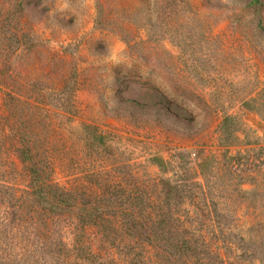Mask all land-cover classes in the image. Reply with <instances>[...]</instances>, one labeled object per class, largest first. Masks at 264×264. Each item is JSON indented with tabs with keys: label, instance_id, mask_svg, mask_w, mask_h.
Listing matches in <instances>:
<instances>
[{
	"label": "rangeland",
	"instance_id": "rangeland-1",
	"mask_svg": "<svg viewBox=\"0 0 264 264\" xmlns=\"http://www.w3.org/2000/svg\"><path fill=\"white\" fill-rule=\"evenodd\" d=\"M102 2L0 0L45 11L21 12L20 47L0 67L30 103L22 113L36 117L38 159L51 178L79 207L158 203L171 191L181 199L155 209H192L184 200L196 196L234 233L264 221V0ZM2 113L0 182L26 206L0 192V264H58L51 253L70 243L73 219L46 222L27 199V167ZM31 207L36 222L17 223ZM256 241L264 251V236Z\"/></svg>",
	"mask_w": 264,
	"mask_h": 264
},
{
	"label": "trees",
	"instance_id": "trees-1",
	"mask_svg": "<svg viewBox=\"0 0 264 264\" xmlns=\"http://www.w3.org/2000/svg\"><path fill=\"white\" fill-rule=\"evenodd\" d=\"M97 1L98 6L103 4L102 0ZM98 6L96 20L103 12ZM25 8L32 9L39 16L45 13L37 4L0 7V66L9 63L6 58L10 49L16 51L20 47L21 39L17 32L24 21L21 12ZM15 14L17 18L13 17ZM26 43L32 46V42ZM6 77L0 67V85L4 93L0 103L3 109L1 118L4 126L14 131L18 157L27 167V199H33L34 204L41 206V215L46 216L44 221L55 216L71 217L74 222L68 232L70 243L62 239V251L51 253V257H58V264H264L263 258L255 256L264 251L253 245L264 236V221L252 222L245 233H234L221 221V214L211 209L203 210L201 205L205 203L202 204L196 196L184 200L192 209L181 212L154 207L163 205L170 208L178 197L170 195L171 191L158 203L139 196L125 199L127 204L122 209L107 208L113 205L109 200L99 204L89 199L79 207L74 193L55 182L48 164L39 161L40 134L35 130L36 117L22 113L24 105H28L26 111L30 110V103L21 100ZM201 167L203 171L204 164ZM163 186L176 190V185L168 181H163L161 188ZM0 192L14 200L12 207L19 208V211L26 206L12 184L3 180ZM31 211L32 207L20 215L17 223L26 220L36 222L35 208V217ZM1 214L2 218L5 215V220V210Z\"/></svg>",
	"mask_w": 264,
	"mask_h": 264
}]
</instances>
